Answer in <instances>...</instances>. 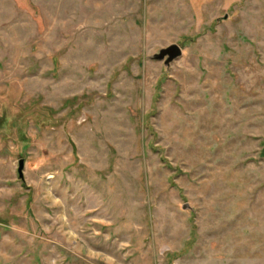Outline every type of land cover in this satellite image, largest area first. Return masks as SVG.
Returning <instances> with one entry per match:
<instances>
[{"label": "rangeland", "instance_id": "1", "mask_svg": "<svg viewBox=\"0 0 264 264\" xmlns=\"http://www.w3.org/2000/svg\"><path fill=\"white\" fill-rule=\"evenodd\" d=\"M0 264H264V0H0Z\"/></svg>", "mask_w": 264, "mask_h": 264}, {"label": "water", "instance_id": "2", "mask_svg": "<svg viewBox=\"0 0 264 264\" xmlns=\"http://www.w3.org/2000/svg\"><path fill=\"white\" fill-rule=\"evenodd\" d=\"M222 18H225V15H223ZM180 54H181V48L177 44L171 43L165 47L158 49V51L153 55L152 59L161 60L164 65H168L172 60L179 57ZM21 169H22V159H19L16 168L17 177L19 179H22Z\"/></svg>", "mask_w": 264, "mask_h": 264}]
</instances>
